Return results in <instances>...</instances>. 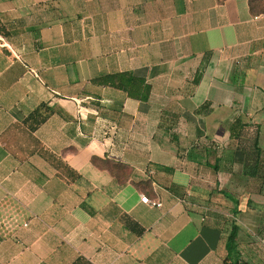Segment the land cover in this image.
I'll return each mask as SVG.
<instances>
[{"label":"crops","instance_id":"crops-1","mask_svg":"<svg viewBox=\"0 0 264 264\" xmlns=\"http://www.w3.org/2000/svg\"><path fill=\"white\" fill-rule=\"evenodd\" d=\"M232 224L264 264V12L0 0V264H221Z\"/></svg>","mask_w":264,"mask_h":264},{"label":"trees","instance_id":"trees-1","mask_svg":"<svg viewBox=\"0 0 264 264\" xmlns=\"http://www.w3.org/2000/svg\"><path fill=\"white\" fill-rule=\"evenodd\" d=\"M249 8L254 13L264 12V0H248ZM97 82L114 86L117 83L127 88L131 97L139 100H146L149 87L142 79L131 76L130 74L108 75L97 79ZM42 111V112H41ZM49 114V110L40 105L31 111L24 119L25 123H29L33 128L40 122H43ZM237 226L232 224L226 236L225 248L226 256L222 259L221 264H246L240 257L235 254V239L237 235Z\"/></svg>","mask_w":264,"mask_h":264},{"label":"built area","instance_id":"built-area-1","mask_svg":"<svg viewBox=\"0 0 264 264\" xmlns=\"http://www.w3.org/2000/svg\"><path fill=\"white\" fill-rule=\"evenodd\" d=\"M140 201L150 207H159L161 203L158 200L149 199L146 196L140 197Z\"/></svg>","mask_w":264,"mask_h":264}]
</instances>
